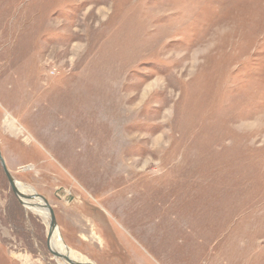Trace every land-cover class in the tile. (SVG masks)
Returning a JSON list of instances; mask_svg holds the SVG:
<instances>
[{
  "label": "rangeland",
  "instance_id": "374dc122",
  "mask_svg": "<svg viewBox=\"0 0 264 264\" xmlns=\"http://www.w3.org/2000/svg\"><path fill=\"white\" fill-rule=\"evenodd\" d=\"M0 153L85 262L264 264V0H0ZM47 229L0 164V264Z\"/></svg>",
  "mask_w": 264,
  "mask_h": 264
},
{
  "label": "bare ground",
  "instance_id": "6f19581e",
  "mask_svg": "<svg viewBox=\"0 0 264 264\" xmlns=\"http://www.w3.org/2000/svg\"><path fill=\"white\" fill-rule=\"evenodd\" d=\"M7 127L8 128L12 127V125L9 124V125H7ZM16 186H17L18 190L25 195H32L35 193L29 187L21 185L17 182H16ZM25 201L26 202H25L24 207H26L27 209H30L34 213H37L44 220L46 225H48V229H47V231H48L49 230V223H50L48 210L43 208V207L40 208L38 206L41 203L40 200H38L39 204H38V202L32 203L28 199H26ZM34 204H35V206H34ZM47 242H48V245H50L52 252H56L55 257L61 262V264H73V262L85 263V261H83L84 259L82 256H80L75 251L68 249V247L64 245L63 241L61 240L58 229H55L51 233L50 237H48V235H47ZM60 256H62V258ZM65 256H67V258H65ZM86 263H88V262H86Z\"/></svg>",
  "mask_w": 264,
  "mask_h": 264
},
{
  "label": "water",
  "instance_id": "95a60500",
  "mask_svg": "<svg viewBox=\"0 0 264 264\" xmlns=\"http://www.w3.org/2000/svg\"><path fill=\"white\" fill-rule=\"evenodd\" d=\"M0 164H1V167H2V170L6 176V179L8 181V184L11 188V191L13 192V194L17 197L19 203H21L23 206L25 205V200L28 199H35V200H40L41 203L39 204L38 202V206L41 208H45L48 210V213H49V218H50V223H49V230H48V237H50L51 233L57 229V226H56V220H55V217H54V213H53V210L51 208V206L48 204V202L46 201V199L44 197H42L41 195L37 194V193H34L32 195H25L23 193H21L17 186H16V181L14 180V178L12 177V175L9 173L7 167H6V164L4 162V159L2 158V155L0 153ZM35 206V204H34ZM51 253L55 256L56 255V252H52ZM62 258V256H60ZM65 258H67V256H65ZM73 264H94V263H80V262H73Z\"/></svg>",
  "mask_w": 264,
  "mask_h": 264
}]
</instances>
